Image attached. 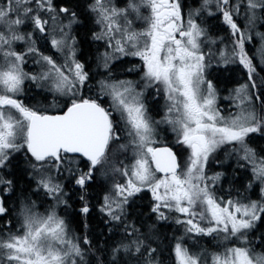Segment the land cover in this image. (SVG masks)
Returning a JSON list of instances; mask_svg holds the SVG:
<instances>
[{
    "label": "snow or ice",
    "instance_id": "6c2138e0",
    "mask_svg": "<svg viewBox=\"0 0 264 264\" xmlns=\"http://www.w3.org/2000/svg\"><path fill=\"white\" fill-rule=\"evenodd\" d=\"M260 29L264 0H0V264H264Z\"/></svg>",
    "mask_w": 264,
    "mask_h": 264
},
{
    "label": "flooded vegetation",
    "instance_id": "af4514ba",
    "mask_svg": "<svg viewBox=\"0 0 264 264\" xmlns=\"http://www.w3.org/2000/svg\"><path fill=\"white\" fill-rule=\"evenodd\" d=\"M185 2L190 3L191 0H185ZM212 23H215V22H212ZM260 30L264 31V29H260ZM249 47H252V45H249ZM130 59H132L134 63H140V61L138 59H136V58H130ZM127 66L128 65H125V67H127ZM129 78H133L134 79L135 77H129ZM221 95L222 96L226 95V93H222ZM160 103L163 104V100H161ZM222 105H224V102H221V106ZM157 118H159V117H157ZM167 140H168L169 143H171L174 140V136H172V134L170 132L167 134ZM225 186H227V185H225Z\"/></svg>",
    "mask_w": 264,
    "mask_h": 264
},
{
    "label": "trees",
    "instance_id": "16d2710c",
    "mask_svg": "<svg viewBox=\"0 0 264 264\" xmlns=\"http://www.w3.org/2000/svg\"><path fill=\"white\" fill-rule=\"evenodd\" d=\"M46 54H51V53H46ZM22 98H23V97H22ZM25 102L28 103L29 101H28L27 99H25ZM225 187H226V186H225ZM167 231L169 232V234H171V233L174 231V229H173V228H169V229H167ZM175 234H176V235H180V232H176ZM206 239H207V238H205V240H202L201 243L204 244V243L206 242Z\"/></svg>",
    "mask_w": 264,
    "mask_h": 264
},
{
    "label": "rangeland",
    "instance_id": "374dc122",
    "mask_svg": "<svg viewBox=\"0 0 264 264\" xmlns=\"http://www.w3.org/2000/svg\"><path fill=\"white\" fill-rule=\"evenodd\" d=\"M258 43V42H257ZM26 70H28V69H26ZM224 105H222V107H223Z\"/></svg>",
    "mask_w": 264,
    "mask_h": 264
}]
</instances>
